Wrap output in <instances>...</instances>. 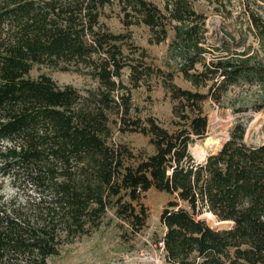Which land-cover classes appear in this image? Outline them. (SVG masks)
I'll use <instances>...</instances> for the list:
<instances>
[{
	"label": "trees",
	"instance_id": "1",
	"mask_svg": "<svg viewBox=\"0 0 264 264\" xmlns=\"http://www.w3.org/2000/svg\"><path fill=\"white\" fill-rule=\"evenodd\" d=\"M113 2L0 0V173L15 191L31 186L39 193L0 204V264H48L111 213L129 240L147 226L143 199L152 188L170 196L158 240L166 264H264V143L246 142L252 118L239 116L204 162L191 149L208 133L206 103L220 104L241 83L264 88V66L207 61L206 16L192 0H163V9L151 0H119L126 28L147 27L150 43H164L174 31L170 48L194 87L183 88L174 74L147 62L130 34L101 21ZM250 18L264 39V24L253 12ZM38 65L87 75L98 85L81 92L46 74L33 78ZM152 77L170 93L171 128L133 105L132 89ZM250 109L264 112V97L235 112ZM114 126L145 136L153 152L137 155L113 144ZM206 213L230 226L212 227L201 217Z\"/></svg>",
	"mask_w": 264,
	"mask_h": 264
},
{
	"label": "rangeland",
	"instance_id": "2",
	"mask_svg": "<svg viewBox=\"0 0 264 264\" xmlns=\"http://www.w3.org/2000/svg\"><path fill=\"white\" fill-rule=\"evenodd\" d=\"M162 9L163 0H151ZM198 13L206 16V33L203 47L207 61L228 57L237 62L249 59L251 64L264 66V39L257 33L251 23L250 13L264 24V0H192ZM124 14L121 11L119 0L103 11L101 21L114 33L131 35L130 44L146 50L149 55L147 62L165 72L174 74L175 83L183 88L194 89L192 84L185 80L182 72V60L177 52L170 48L174 38V31L169 32L166 42L150 43L151 33L143 25H133L126 28L123 23ZM137 56V55H136ZM200 68V66H198ZM49 75L58 85H73L81 92L97 87V81L87 75L74 72H63L38 65L30 72V76L38 78L40 75ZM128 70H125L123 80L129 84ZM130 86V85H129ZM264 97V88L259 85L241 83L233 87L220 104L209 101L205 111L209 118V127L206 137L192 146V153L198 162L217 153L228 140L229 132L239 116L251 117L246 142L251 146L264 143V112H255L250 109L245 115L236 113L238 108H251L260 103ZM133 105L138 108L143 117L155 116L164 126L171 128L173 119V103L170 93L164 88L161 79L149 78L141 87L132 89ZM127 144L135 154L148 155L153 152L148 138L138 133L122 134L114 126L113 144ZM30 195L38 199L39 193L28 186L25 193L17 192L12 187L8 177L0 173V204H8L14 200L21 202ZM170 196L152 188L143 199L148 207L149 218L145 229L129 240L121 236L118 220L111 213L99 229L77 238L74 242L60 248L58 255L48 258V264H166L165 253L158 240L166 231L161 223L160 216ZM2 208V205H0ZM214 228L226 229L230 226L226 222H218L204 214L201 216Z\"/></svg>",
	"mask_w": 264,
	"mask_h": 264
},
{
	"label": "bare ground",
	"instance_id": "3",
	"mask_svg": "<svg viewBox=\"0 0 264 264\" xmlns=\"http://www.w3.org/2000/svg\"><path fill=\"white\" fill-rule=\"evenodd\" d=\"M206 216H207L208 218H210V219H214V216H213L212 214H210V213H206Z\"/></svg>",
	"mask_w": 264,
	"mask_h": 264
},
{
	"label": "built area",
	"instance_id": "4",
	"mask_svg": "<svg viewBox=\"0 0 264 264\" xmlns=\"http://www.w3.org/2000/svg\"><path fill=\"white\" fill-rule=\"evenodd\" d=\"M159 244H160V246H161V248H162V250H163V247H164L163 243L161 242V243H159Z\"/></svg>",
	"mask_w": 264,
	"mask_h": 264
}]
</instances>
